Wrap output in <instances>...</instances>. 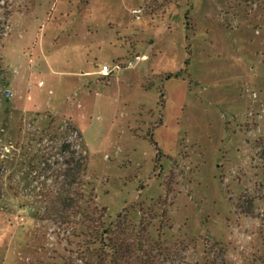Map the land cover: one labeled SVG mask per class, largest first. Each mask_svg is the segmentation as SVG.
<instances>
[{"label":"rangeland","instance_id":"1","mask_svg":"<svg viewBox=\"0 0 264 264\" xmlns=\"http://www.w3.org/2000/svg\"><path fill=\"white\" fill-rule=\"evenodd\" d=\"M26 1L0 0V264L107 262L104 228L119 264H264V0Z\"/></svg>","mask_w":264,"mask_h":264},{"label":"trees","instance_id":"2","mask_svg":"<svg viewBox=\"0 0 264 264\" xmlns=\"http://www.w3.org/2000/svg\"><path fill=\"white\" fill-rule=\"evenodd\" d=\"M76 166H77V172L78 174L82 171L83 169V160L79 161L77 160L76 161ZM70 170V169H69ZM68 170V171H69ZM75 170V172H76ZM71 172V170H70ZM75 172L73 174H66L65 175H69L70 176V181H69V184H74L75 183ZM107 229H102V231L100 232L99 234V240L101 242V244L109 250L110 252V258L107 262H101V260H97L95 262V264H119V261L121 259V254L122 252L124 251V245L123 243H121V241L119 240H112V239H109L106 237V234H107ZM137 264H144L142 262H139Z\"/></svg>","mask_w":264,"mask_h":264},{"label":"crops","instance_id":"3","mask_svg":"<svg viewBox=\"0 0 264 264\" xmlns=\"http://www.w3.org/2000/svg\"><path fill=\"white\" fill-rule=\"evenodd\" d=\"M27 3V1L25 0V4ZM21 16H23L22 14H18V15H15V17H14V22H16V21H22L21 20V18H23V22H25V21H27L26 19H27V17H21ZM23 35H19L18 37L19 38H21V37H25L26 36V34H27V25L26 26H23ZM10 37H12V34H11V36ZM12 40V39H11ZM9 41L8 43H11L12 41ZM38 57H39V59H40V65L39 66H36L35 67V71L33 72V73H31L29 76L31 77V78H33L34 76L36 77V78H39V79H43L42 77L44 76V72H45V70H46V64H49L48 63V61H49V57L46 55V51H45V49L44 48H42L40 51H39V53H38ZM46 55V56H45ZM82 62H84V59H82L81 60ZM85 63V62H84ZM82 70H81V72H75V73H72L71 75H72V77H76L77 78V81L78 80H81V78H86L87 79V77H84L86 74H88V75H90L92 72H90L89 70H84V68H81ZM84 75V76H83ZM87 76V75H86ZM11 207L14 209V208H20V205L18 204V203H16L15 201H13L11 204ZM19 225V224H18Z\"/></svg>","mask_w":264,"mask_h":264},{"label":"built area","instance_id":"4","mask_svg":"<svg viewBox=\"0 0 264 264\" xmlns=\"http://www.w3.org/2000/svg\"><path fill=\"white\" fill-rule=\"evenodd\" d=\"M114 69H119V66L115 65L114 67H108L105 65L100 69L99 74H101V76H108Z\"/></svg>","mask_w":264,"mask_h":264}]
</instances>
